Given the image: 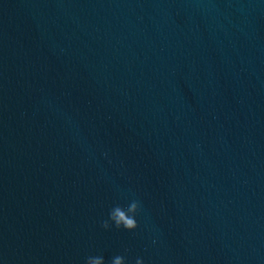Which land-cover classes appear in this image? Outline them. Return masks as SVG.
Instances as JSON below:
<instances>
[{
  "label": "water",
  "instance_id": "obj_1",
  "mask_svg": "<svg viewBox=\"0 0 264 264\" xmlns=\"http://www.w3.org/2000/svg\"><path fill=\"white\" fill-rule=\"evenodd\" d=\"M95 255L264 264V0H0V264Z\"/></svg>",
  "mask_w": 264,
  "mask_h": 264
},
{
  "label": "clouds",
  "instance_id": "obj_2",
  "mask_svg": "<svg viewBox=\"0 0 264 264\" xmlns=\"http://www.w3.org/2000/svg\"><path fill=\"white\" fill-rule=\"evenodd\" d=\"M140 212V202L133 200L126 207L121 205L113 206L109 210L108 219L116 228L133 232L139 227L137 217ZM103 227L107 229L109 224L105 222ZM86 264H106V261L103 255H95L89 256ZM110 264H126V259L123 255H116L111 259ZM135 264H144V260L138 257Z\"/></svg>",
  "mask_w": 264,
  "mask_h": 264
}]
</instances>
